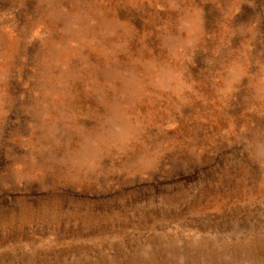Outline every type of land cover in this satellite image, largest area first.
<instances>
[{
    "label": "rangeland",
    "instance_id": "rangeland-1",
    "mask_svg": "<svg viewBox=\"0 0 264 264\" xmlns=\"http://www.w3.org/2000/svg\"><path fill=\"white\" fill-rule=\"evenodd\" d=\"M0 264H264V0H0Z\"/></svg>",
    "mask_w": 264,
    "mask_h": 264
}]
</instances>
